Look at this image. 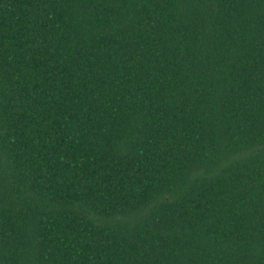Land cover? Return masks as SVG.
<instances>
[{
  "label": "trees",
  "instance_id": "obj_1",
  "mask_svg": "<svg viewBox=\"0 0 264 264\" xmlns=\"http://www.w3.org/2000/svg\"><path fill=\"white\" fill-rule=\"evenodd\" d=\"M0 264H264V0H0Z\"/></svg>",
  "mask_w": 264,
  "mask_h": 264
}]
</instances>
